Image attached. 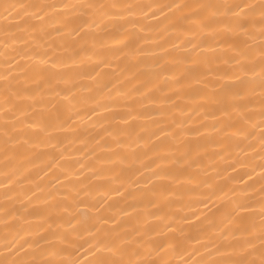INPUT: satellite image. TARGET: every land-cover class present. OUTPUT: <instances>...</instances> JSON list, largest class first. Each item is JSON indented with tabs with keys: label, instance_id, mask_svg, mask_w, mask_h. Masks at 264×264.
<instances>
[{
	"label": "snow or ice",
	"instance_id": "snow-or-ice-1",
	"mask_svg": "<svg viewBox=\"0 0 264 264\" xmlns=\"http://www.w3.org/2000/svg\"><path fill=\"white\" fill-rule=\"evenodd\" d=\"M169 12L172 13L171 16L168 15ZM130 17H142L148 21L160 20L163 17L162 26L155 29L158 35L137 36L130 33L127 26L138 28L140 33L154 30L151 24L142 25L140 19ZM257 27L259 31H253ZM101 30L113 33L108 37L111 44L104 38H97L96 32ZM176 31L188 38L181 40L180 36L176 37L179 43L173 42L170 45L177 53L173 55L168 47L158 41L162 39L160 32ZM53 34L69 36L72 39L53 47L50 43ZM257 36L259 45L250 47L249 41H254ZM133 40L136 41L134 47L130 46ZM17 43L25 45L26 48L18 51L13 47ZM145 45L155 47L148 48ZM225 46L238 55L225 58V54H217L215 61L224 64L231 62L237 67L234 71L216 72L212 68L213 57L207 53L215 54ZM0 47L3 49V55L10 58L6 63L14 65L24 73L22 80L16 78L15 84L6 85L0 90V110L3 111L5 119L3 126H0V154L5 159L4 167L10 169L4 173V179L0 180V188L4 189V203H0V211L3 212L0 224L4 226V234L0 236L3 241L0 264H80L72 258L71 251L76 246L72 237L79 234L76 224L87 225L83 230L92 236L91 240L86 241L92 255L87 264H175L170 258L173 253L181 256L188 254V259L184 260L183 264H264V0H186L183 3L173 0L167 4L125 3L121 0H113L112 3H102L98 0H0ZM45 47L52 51L38 50ZM58 52L71 54L64 57L57 55ZM25 53H30L28 58L37 59L38 63L27 67L20 66L17 57H22ZM157 53L164 54L160 56L163 63H157L159 68L169 62L184 66L178 73L173 74L177 98L185 97L183 89L186 84L190 86L192 82L206 83L217 89L210 95L203 93L202 98L215 107V113L205 112L204 119L218 122L208 125L201 120L197 122L198 126L189 128L184 121L173 119L172 124L175 127H159V130L154 132H149L147 127H143L141 130L147 132V135H140L133 121L148 117L144 112L137 110V105L145 108L149 103H173L172 97L156 98L135 86L133 91L143 97L136 103H128L126 99L122 103L109 106L90 97L95 103V107L91 109L92 116L110 113L109 116H103L100 127L107 136L112 137L114 145L107 147V151L112 152L111 156L98 155L97 148L105 150V145L99 141L96 148L88 149V154L98 163L127 165V169L118 167L105 170L90 164L87 165L88 170L95 179H110L120 183L121 188L113 191L124 196L128 188L124 187L122 177L133 165H138L135 168V178H129L127 181L129 185L144 186L139 197L128 192L129 196L139 201V206L130 205L132 211L138 214L129 221H123L115 216H90L80 212L81 205H85V201L80 199L81 195L96 199L97 196L107 197L109 194L107 191L101 193L100 188H93L91 183L85 184L83 180H78L77 184L72 185V192L62 194L63 201H58L52 193L38 195L43 194L45 188L32 179L31 169L26 164L20 163L17 166L14 161L31 163L32 156L39 155L34 153L33 149L60 147V141L53 135L54 132L75 133L78 130L74 126L73 116L66 115L77 102L76 81L89 79L100 87L101 81L98 77L104 68H119L118 62L126 57L135 58ZM243 60L248 62L244 63ZM85 65L94 67L91 72H85ZM69 66L75 68L73 73L52 71L58 67ZM214 72L218 79L231 80L233 83L221 85L207 81L206 77ZM162 74L164 73H157V81ZM133 75L137 83H143L138 75ZM248 76L258 77V85L255 79H245ZM29 82L35 84L36 88L28 86ZM60 84L65 87H60ZM257 86L260 90L258 102L251 98ZM37 90L40 92L39 99L36 96ZM89 90L91 91V88ZM118 94L131 98L129 93L120 90ZM45 97L53 99L45 100ZM21 100H29L32 103L25 107L17 103ZM257 103L259 112L254 113L252 109ZM200 107L205 108L206 105ZM116 109L126 111L118 112ZM217 113L227 117V120H220ZM74 114L76 118H81L78 113ZM257 115L259 122L253 124ZM21 116L26 118L20 119ZM113 122L122 123L126 127H105V124ZM256 127L260 128L258 150L255 143H248L256 135ZM209 131L220 134V138L214 141L217 147L228 150L232 142H236L237 147L246 143V148H241V151H252L259 156L260 162L254 166L241 163V167H250V171H244L239 176L220 178L230 180L234 185H245L244 187L229 188L227 182L218 183L214 178H203L207 175L206 170L203 173L196 171L204 156H207L210 162L214 161L216 156L223 158V151L209 152V144L205 139V133ZM122 137H127V140ZM77 139L87 147V140ZM156 141L161 143L157 144ZM141 146L147 149L143 158L135 151L124 154L114 151L115 148ZM181 152L183 155L178 157L177 154ZM45 155L51 156V159L47 169L41 171L47 176L59 170L60 175L52 177L56 184H62L61 176L63 180L71 181L73 177L85 175L84 172L72 170L63 163L69 160L70 156L62 147L58 156L53 153ZM177 165L179 167H174ZM214 166V163L209 164V167ZM84 167L81 163L80 168ZM230 167L233 172L237 170L236 163ZM257 169L259 175H256ZM37 177L43 178L39 177V173ZM183 180L197 187L205 185L211 190L203 193L205 198L199 201L205 208L214 204L213 197L222 199L228 196L229 192L236 196V199L228 200L224 209H217L221 217L219 223L207 216L201 220L197 212H192L190 217H181L187 228L174 222V213L161 215L150 210L161 209L165 203L171 207L174 202L167 200V197L180 194L173 185L182 183ZM163 181H171L172 184L160 183ZM29 184H35V188L26 187ZM257 185L258 205L254 202ZM17 202L20 204L19 208L16 207ZM37 203L44 204L45 208L37 209ZM104 205V200H96L95 203L85 206L99 214L104 210ZM257 206L259 224L253 218ZM61 210L69 214L67 220L58 215ZM122 211L130 216L127 210ZM29 217H34L42 223L33 225ZM13 221L23 222L27 227ZM153 221L159 223L154 224ZM205 221L210 223L205 225ZM109 222L112 226L104 227ZM65 223L71 229L70 232L60 233L54 230L55 227H63ZM192 242L200 247L189 251ZM79 247L84 245L80 244ZM196 256H199V259H193Z\"/></svg>",
	"mask_w": 264,
	"mask_h": 264
},
{
	"label": "bare ground",
	"instance_id": "bare-ground-1",
	"mask_svg": "<svg viewBox=\"0 0 264 264\" xmlns=\"http://www.w3.org/2000/svg\"><path fill=\"white\" fill-rule=\"evenodd\" d=\"M25 2H33V0H25ZM40 2H56V0H40ZM71 2H86V0H71ZM98 2L102 3H112L113 0H98ZM121 2L125 3H172L173 0H121ZM178 2H186V0H178ZM250 2H256V0H250ZM169 16L172 15L171 12L168 13ZM130 19H140L142 25L143 24H151L153 26V31L148 32L145 31L144 33H140L138 28H132L131 26H127L128 31L130 33H134L137 36L140 35H148V36H156L158 35L157 31L155 30L157 26H162L161 21H163V17L160 18V20H144L142 17H130ZM12 23H17V21H12ZM121 23H123L121 21ZM253 31L258 32V27L253 29ZM112 32H104V31H97L96 36L97 38H104L105 41L109 44H111V41L108 39L109 36H111ZM159 35L162 37L158 41V43L164 45L165 47L169 48V51L173 52V55H177V53L171 49L170 45L173 42L179 43V41L176 40L177 36L181 37V40L187 39L188 37L181 35L179 31L176 32H160ZM72 38L69 36H55L53 34V39L50 41V43L53 45V47L59 46L62 41H70ZM259 45V37L257 36L254 41H249L250 47H257ZM115 46V45H114ZM130 46H136V41L133 40L131 42ZM14 48H16L18 51L21 49H25L26 46L23 44H14ZM145 47L152 48L155 47L154 45H145ZM41 52L48 51L51 52L52 49H48L47 47L38 49ZM10 51V49H9ZM71 53L70 52H58L57 55L67 57ZM217 54H225V58L227 56H235L238 55L236 52H232L227 46L224 48H221L217 50V53H207V55L213 57V64L212 68L216 70V72H224V71H234L237 65L232 64L229 62L228 64L224 63H217L215 61V55ZM30 53H25L21 56H18L17 59L19 60L20 66H29L32 64L38 63L37 59H29L28 56ZM164 55L163 53H157L156 55H145V56H137L135 58L126 57L123 58L118 63L120 64L119 68L113 67V68H104L103 73L98 77V79L101 81V86L97 87L95 83L92 80L89 79H78L76 81L77 84V102L74 106V108L68 110L66 112V115H72L74 126L77 127V131L75 133L71 131H64V132H54L53 135L57 137V139L60 141V147L64 148L66 150V153L70 156L69 160L64 161L63 163L67 164L72 170H78L85 173L83 177H73L71 181L63 180V176H61L62 184L58 185L56 184V181L52 178L54 175H60L59 170L49 173L47 176L44 175V172L41 171V169L46 170L47 164L49 163L51 156L45 155L46 153H53L58 156L60 147L57 149L52 148H35L33 149L34 153H39V155H33L31 159V163L28 161L23 160H17L14 161L17 166H19L20 163H24L27 165L29 169H31L30 175L33 180H35L36 183L41 184L45 188V192L43 194L38 193V195H46L48 193H52L56 195L58 201H63V193L65 192H72V185H75L78 183V180H83L85 184L91 183L93 188H100L101 193L104 191H107L109 194L107 197L100 195L97 196L96 199H90L87 196L81 195L80 199L85 201V205L95 203L96 200H104V210L100 212L99 214L90 211L88 207L85 205H81L80 212L82 213H88L90 216H97V215H104V216H115L119 220L123 221H129L130 218H134L138 213L133 212L130 205L136 204L139 206V201L134 200L131 196L128 195V192L133 193L137 197L140 196V194L143 191V185L135 186V185H129L127 183L129 178H135V168L138 167V165H133V167L130 170H127L122 177L124 180V187L128 188V192H125L124 196L118 195L113 189L121 188V184L117 183L115 181H112L110 179H95L93 178V174L91 171L88 170L87 165L94 164L97 168H103L105 170L108 169H115L118 167H124L127 169V165H113V164H101L98 163L96 160H94L90 154H88L89 148H96L97 147V141H99L100 144L105 145V150L101 151L99 148H97L98 155L100 157H108L112 155V152L107 151L108 145H114V141L112 137L107 136L103 128L100 127V123H103V116H109L110 113H104L103 116H92L91 109L95 107V103L93 102L91 98H95L100 101V103L107 104L109 106L113 104H119L124 102L127 99L128 103H136L143 99L139 93L133 91V87L139 88L142 91H144L147 95L156 97V98H164V97H172L173 103L168 104H147V107L140 108L139 105H137V110L144 112L147 115V119H141L137 121H133V124L136 125V130L139 132L140 135H147V132L142 131L141 129L143 127H147L149 132L158 131L159 127H175V125L172 124V120H182L185 122L186 126L189 128L198 126L197 122L203 120L205 124L211 125L214 123H217L218 121L210 120V119H204L205 112L208 113H215V107L211 104H208V102L202 98L203 93H208L209 95L212 94L213 91H216L217 89H213L211 86H209L206 83H195L192 82L189 86L188 84L185 85V88L183 91L186 93L185 97L183 99L177 98L175 96V89H176V83L173 78L174 73H178L181 68L184 66H178L171 62L164 65L163 68L157 67V63H163L160 61V56ZM256 55L258 56L259 53L257 52ZM10 58L5 57L3 55V49L0 47V90H3L6 85L15 84L16 78H23L24 73L20 71L18 68H16L14 65H11L9 63H6V60ZM242 62L247 63V60H243ZM190 67L191 65H187ZM94 65H85L84 71L85 72H91ZM55 73H73L75 71V68L72 66L69 67H58L56 69L52 70ZM97 71H99L97 69ZM113 73L114 75L106 76L105 74ZM157 73H164L159 76V80L157 81L156 76ZM133 74H136L140 77V80L143 81V83H137L135 80V76ZM242 75V74H241ZM245 79H255L257 81L258 85V77H252L248 76L245 77ZM206 80L212 83H218V84H228L233 83L231 80H220L218 79V75L214 73L209 74L206 77ZM107 87H104V86ZM155 85V87L153 86ZM28 86L32 87L33 89L36 88L35 84H31L29 82ZM60 87H65V85L60 84ZM147 86V87H146ZM91 88V91L89 90ZM118 90L121 92H126L130 94V99L126 98L125 96L119 95ZM259 87H256L255 94L251 97L253 100H256L258 102L259 100ZM37 99H39L40 92L36 91ZM53 99L52 97H45V100ZM59 99V98H56ZM18 104H21L23 106H27L29 103H32V101L29 100H21L17 102ZM66 103V102H63ZM201 105H206L205 108H201ZM118 112L126 111V109H116ZM254 113L259 112V106L257 103V106L252 109ZM74 113H78L79 117L76 118V115ZM19 116V113H16ZM11 115V113H9ZM220 120H227V117L222 116L221 114H218ZM91 116V119L89 117ZM26 117L21 116L20 119H25ZM259 122V116L257 115L255 119L253 120V124H258ZM5 123L3 111L0 110V126H3ZM95 124V126H93ZM105 127L110 128H123L126 127V125L122 123L113 122L111 124H105ZM34 131V130H32ZM256 135L253 136L248 143H255L257 145V150L259 149V143H258V137L260 133V128L256 127L254 129ZM99 134V135H97ZM229 135H231V132H229ZM102 137V138H101ZM84 139L88 141L87 147H85L84 144L80 143L79 140ZM220 138L219 133L214 132H207L205 133V139L207 140L209 144V152L211 153H220L223 151V158L220 156H216L214 158V161H209L207 156H204L203 159L200 160V166L196 168L197 172L203 173L206 170V177L214 178L218 183H228V187L231 188L233 186L237 187H244L245 185H234L230 180H224L220 179L221 177H231V176H239L244 171H250V167H241V163L245 165H255L256 163H259V156L256 155L255 152L248 151L247 153L241 151V148H246L247 144H241L240 147H237L236 142H232V146L228 150H224L220 147H217L214 144L215 140H218ZM122 139L127 140V137H122ZM242 139V138H241ZM166 142V138H165ZM157 144L161 143V141H156ZM115 152H120L122 154L129 153L132 151H135L138 156L141 158L144 157V153L147 151L143 146L139 148H115ZM2 152V150H0ZM151 155V153H149ZM178 157H181L183 153H178ZM254 157V159H253ZM147 163H150V161H146ZM84 164L85 167L83 169L80 168V164ZM210 163H214V167H209ZM233 163H236L237 170L235 172L232 171V168L230 165ZM5 165V159L2 154H0V180L4 179V173L6 171H9L10 169H6L4 167ZM174 167H179L174 166ZM37 173H39V177H43L42 179L37 177ZM179 174V173H177ZM147 175V173H146ZM256 175H259V169L256 170ZM247 180V178L245 177ZM165 185L172 184L171 181H163L160 182ZM248 183H251V181H248ZM175 190L180 193L179 195H171L167 197V200L173 201V205L171 207L167 206L165 203L161 209H150L151 211L158 212L159 214H170L174 213V222L177 224H181L188 227L184 221L181 219V217H190L192 212H197L201 216V220H204V217L207 216L211 220H214L216 223L220 222V215L217 213V209H224L226 203L228 200H235L236 196H233L230 192L228 196L223 197L222 199H217L216 197H213L214 204H210L209 208H205L203 204L199 203L200 200L204 199L203 193H208L211 190L207 188L205 185H200L197 187L195 184H189L187 180H183L182 183L174 184L173 185ZM28 188H35V184H29L26 185ZM256 193L254 194V202L258 205L259 203V185L256 186ZM3 192L4 189L0 188V203H4L3 199ZM250 195L252 193H249ZM74 195V193H73ZM240 195V194H237ZM71 201H69L70 203ZM11 203V202H10ZM16 207H20V204L17 202ZM35 207L37 209H44L45 205L42 203L35 204ZM122 210H127V212L130 214L125 215V213ZM259 213V207L257 206L255 209V213L253 214L254 221L259 224L260 217L258 215ZM3 215V212L0 211V216ZM59 216H62L64 220H67L69 218L68 213H64L62 210L58 213ZM31 220V223L33 225L42 223V221L35 219L34 217H29ZM193 223H199L198 221H192ZM13 223H19L24 227H27V225L23 224V222L19 221H13ZM154 224H158L159 221H153ZM210 221H205V225H208ZM87 225H80L76 224L75 227L79 230L78 235H74L72 237L73 240L76 241V246L71 249L73 256V259H76L80 262V264H87V262L92 259L91 252L89 251V244L86 243V241L91 240L92 236L89 235L88 232H85L83 229ZM101 226V225H98ZM111 222H109L108 225L104 227H111ZM55 231L64 233L66 231H71V229L68 228L67 224H63V227H55ZM189 233L191 234V230L189 229ZM4 234V226L3 224H0V236ZM156 239H159V237H155ZM83 244L84 247L80 248L79 245ZM3 241L0 240V249H2ZM68 246V245H64ZM200 247L199 244L192 242L189 246V251L193 248ZM203 251V250H202ZM7 255V253H5ZM175 264H183L184 260L188 259V254H184L183 256L177 255L173 253V255L170 257ZM193 259H199V256L193 257Z\"/></svg>",
	"mask_w": 264,
	"mask_h": 264
}]
</instances>
